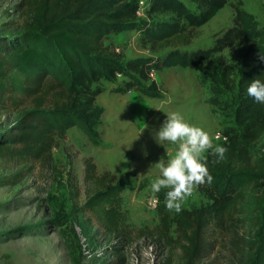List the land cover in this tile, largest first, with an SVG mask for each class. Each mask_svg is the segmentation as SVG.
<instances>
[{"label":"trees","instance_id":"obj_1","mask_svg":"<svg viewBox=\"0 0 264 264\" xmlns=\"http://www.w3.org/2000/svg\"><path fill=\"white\" fill-rule=\"evenodd\" d=\"M140 0H20L21 31L0 35V102L15 90L7 84L14 69L27 70L23 82V100L30 109L8 129L0 130V156L6 152L20 163L39 162L53 167L52 149L67 131L77 126L95 141L94 129L103 113L96 104L103 88L99 83L115 81L119 74L128 77L117 91H140L158 95L152 79L165 67L196 68L217 59L220 75L211 84L210 102L220 105L219 96L238 86L235 109L237 127L224 133L228 140L224 158L217 160L207 150L206 164L213 176L211 183L198 184L209 203L197 209H185L172 216L160 193L158 212L160 239L169 241L171 225L183 240L186 264L201 261L214 243L207 239L210 226L226 229L230 244L241 254L242 264H264V104L247 94L250 79L264 73V30L253 16L234 6L231 27L217 36L209 48L192 52H170L166 57H137L122 61V56L106 43V38L130 29H139L142 42L152 50L189 45L195 29L208 22L228 0H199L202 11L194 16L181 0H150L149 15L174 13V21H139ZM186 19L188 26L182 24ZM244 42L243 46H237ZM229 50V55L225 50ZM241 77L236 82V66ZM150 82L149 85L146 83ZM13 97V96H12ZM19 177L22 174H18ZM87 183L84 215L108 237L117 259H124V249L133 230L125 225L123 192L128 178L111 171L99 173L91 157L85 159ZM61 225V223H59ZM140 231L147 232L144 228Z\"/></svg>","mask_w":264,"mask_h":264},{"label":"rangeland","instance_id":"obj_2","mask_svg":"<svg viewBox=\"0 0 264 264\" xmlns=\"http://www.w3.org/2000/svg\"><path fill=\"white\" fill-rule=\"evenodd\" d=\"M181 1L192 15L201 13L199 0ZM19 2L0 0V35L21 31L23 15L17 9ZM149 2L144 0L146 6L138 14L139 21L175 20L171 12L149 15ZM234 6L250 13L264 30V0H228L208 22L195 29L196 36L189 45L152 50L142 42L139 29L112 34L106 43L122 56L123 62L143 56L162 59L175 50L192 52L209 48L217 36L233 25ZM181 23L189 27L186 19ZM243 45L244 42L237 43ZM224 53L229 55V50ZM235 66L238 82L242 72L239 63ZM28 73L29 69H14L8 74L6 82L14 84L15 90L6 107L0 102V130L10 128L23 110L31 108L23 100V82ZM219 75L215 58L196 68L165 67L152 76L158 85V95L117 91L128 80L122 74L113 82L103 79L99 83L103 91L96 99L103 113L94 129L95 141L79 127L70 128L52 149L53 167L34 161L20 163L8 152L0 156V264H186L183 240L178 239L175 224L171 225L169 241L160 239V214L149 203L153 196L168 190L152 192L151 181L160 175L159 161L175 154L178 145L169 141L160 144L153 133L166 113L179 111L189 123L208 131L213 147L223 145L214 135L229 126L237 127L235 109L239 93L236 84L232 91L220 94V105L212 104L211 84ZM88 157L93 159L99 173L111 171L128 178L123 208L125 225L133 233L122 261L113 254L108 237L81 211L86 201L84 175ZM208 203L204 191L194 185L191 195L182 201L181 210L169 211L176 216L185 209H197ZM141 228L147 232L142 233ZM206 236L214 243L213 249L196 264H242V256L232 248L226 229L210 226Z\"/></svg>","mask_w":264,"mask_h":264},{"label":"clouds","instance_id":"obj_3","mask_svg":"<svg viewBox=\"0 0 264 264\" xmlns=\"http://www.w3.org/2000/svg\"><path fill=\"white\" fill-rule=\"evenodd\" d=\"M261 59L264 60V55ZM246 91L254 101L264 104V73L250 79ZM153 135L160 144L169 141L178 145L175 154L159 161L160 175L151 181V189L152 192L158 193L162 188H167L165 206L179 212L182 201L191 195L194 185L211 183L213 180L205 163L206 150L211 149L216 159L221 160L227 148L222 144L213 147L208 131L189 123L179 111L166 113V117ZM152 203L156 201L153 200Z\"/></svg>","mask_w":264,"mask_h":264},{"label":"built area","instance_id":"obj_4","mask_svg":"<svg viewBox=\"0 0 264 264\" xmlns=\"http://www.w3.org/2000/svg\"><path fill=\"white\" fill-rule=\"evenodd\" d=\"M146 6V4L144 3V0H140L139 2V10H138V14H140L142 12V10L144 9V7ZM215 139H217V141L220 142H225L228 140V137L226 136V134L224 132L218 131L215 135H214ZM155 200L156 203H152V201ZM150 205L152 208H158V205L160 203V198L159 196H153L150 201H149Z\"/></svg>","mask_w":264,"mask_h":264}]
</instances>
